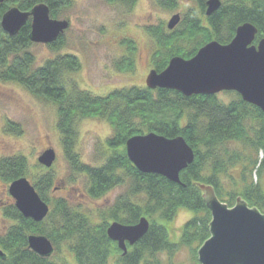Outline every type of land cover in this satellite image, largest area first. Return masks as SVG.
<instances>
[{"label":"trees","instance_id":"1","mask_svg":"<svg viewBox=\"0 0 264 264\" xmlns=\"http://www.w3.org/2000/svg\"><path fill=\"white\" fill-rule=\"evenodd\" d=\"M106 1L134 5L136 0ZM206 1L196 0L200 17L188 12L172 31L166 32L163 25L146 28L155 46L153 70L162 72L173 57L191 59L211 41L229 44L236 29L245 23L257 29L254 44L264 38V0H220V8L209 17L205 15ZM154 2L158 8L172 11L179 0ZM39 3L46 4L50 17L56 19L68 0H4L0 20L11 7L29 12ZM29 34V21L14 37L0 27V82L17 84L56 107L65 159L73 175L87 179L89 198L100 199L119 187L124 191L96 222L68 199L49 201L47 193L54 186L52 174L40 175L33 186L48 204L49 213L39 223L25 219L8 197L1 213L12 225L0 233V250L4 253L0 264H68L52 260L61 246L76 264H171L163 263L161 256L170 258L184 248L192 251L195 264H199L197 251L210 238L211 222L200 186L211 187L217 199L229 208L241 198L249 208L264 215V113L258 108L243 102L234 92L227 93L233 96L228 102L216 96L184 97L176 91L137 87L93 97L74 84L68 86L69 76L80 69L76 57L59 55L35 67ZM63 46L61 35L48 48L59 51ZM86 119L103 120L113 131L106 140L108 156L100 167L81 163L75 150L77 126ZM8 130L20 134L17 125L8 123ZM149 133L168 139L181 136L193 149V163L179 174L181 184L142 174L128 160L126 141ZM28 170L23 156L0 159V178L7 185L26 177ZM182 210L193 216L181 226L175 239L172 224ZM142 217L148 220L149 229L136 244L127 246L123 256L107 237V227L114 221L135 225ZM29 235L50 240L53 256L41 258L29 250Z\"/></svg>","mask_w":264,"mask_h":264},{"label":"rangeland","instance_id":"2","mask_svg":"<svg viewBox=\"0 0 264 264\" xmlns=\"http://www.w3.org/2000/svg\"><path fill=\"white\" fill-rule=\"evenodd\" d=\"M188 12L200 17L196 0H179L177 8L172 11L158 8L154 0H136L134 5L106 0H68V5L58 10L56 18L69 23L63 34L64 46L53 51L48 45L33 44L30 52L35 57V67H41L59 55L76 57L80 69L69 76L68 86L74 84L93 97L103 98L113 91L132 87L146 88L145 79L153 70L155 47L145 32L146 28L163 25L167 32V24L173 15L179 14L182 20ZM227 93L231 92H222L216 97L228 102L233 96ZM8 123L17 125L20 134L10 132ZM112 135L111 126L103 120L81 121L77 126L75 146L81 163L100 167L108 156L106 140ZM47 149H53L56 154L50 169L40 166L37 161ZM14 156H23L27 160L29 170L25 178L32 186L40 175L52 174L54 186L47 193L49 201L68 199L96 222L100 220L99 214L106 211L124 191V187H119L100 199L89 198L87 179L73 175L65 159L61 135L57 130L56 107L17 84L0 82V159ZM253 176L256 177L255 174ZM7 188L8 185L0 178V233L12 225V222L4 220L1 213V207L8 203ZM192 216L191 212L182 210L174 219L175 239L181 226ZM52 260L76 264L63 246ZM161 261L195 264L193 253L188 248L179 250L170 258L162 255Z\"/></svg>","mask_w":264,"mask_h":264},{"label":"water","instance_id":"3","mask_svg":"<svg viewBox=\"0 0 264 264\" xmlns=\"http://www.w3.org/2000/svg\"><path fill=\"white\" fill-rule=\"evenodd\" d=\"M3 1L0 0V4ZM205 6V15L209 17L220 8L221 1L207 0ZM28 21L32 44L50 45L69 27L66 20L51 18L44 3L36 4L29 12L9 8L1 17L0 27L6 35L14 37ZM180 21L179 14L173 15L167 30H174ZM256 35L255 26L245 23L236 29L234 38L227 45L211 41L191 59L173 57L162 72L151 70L148 73L146 88L176 91L184 97L234 92L243 102L264 113V38L254 44ZM125 152L138 172L158 175L174 184H181L179 174L194 161L193 149L181 136L173 139L155 133L133 136L126 141ZM55 159V151L47 149L37 161L40 166L50 169ZM200 190L211 222L210 238L197 252L199 264H264V215L249 208L239 198L235 206L229 208L217 199L209 186H200ZM7 193L23 218L39 223L47 217L48 204L25 177L11 182ZM148 229L149 222L142 217L131 226L114 221L108 225L106 234L124 256L127 246L141 240ZM27 244L29 250L41 258H50L54 254V247L45 236L29 235ZM0 259H4L1 250Z\"/></svg>","mask_w":264,"mask_h":264}]
</instances>
